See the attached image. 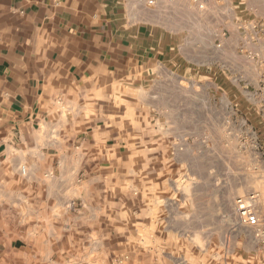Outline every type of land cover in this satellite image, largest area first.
<instances>
[{
  "label": "crops",
  "instance_id": "crops-1",
  "mask_svg": "<svg viewBox=\"0 0 264 264\" xmlns=\"http://www.w3.org/2000/svg\"><path fill=\"white\" fill-rule=\"evenodd\" d=\"M183 2L0 0V222L38 227L31 225L10 246L0 247V264H56V254L64 264H78L70 256L86 247L71 250L69 234L39 224L51 221V213L67 201L32 197L38 199L42 184L48 192L66 181L65 159L98 157L89 153L98 147L99 156L117 157L118 144L111 152L98 146L113 140L105 128L113 115L103 113L112 107L104 103L136 92L139 80L175 77L194 88L212 80L228 99L247 93L235 108L238 122L242 117L262 122L250 91L233 79L264 74V0H185V7L200 3L212 15L203 25L213 33L205 57H198L197 34L183 40ZM184 46L192 48L190 54ZM230 108L228 123L234 119ZM10 192L21 201H8Z\"/></svg>",
  "mask_w": 264,
  "mask_h": 264
},
{
  "label": "rangeland",
  "instance_id": "rangeland-1",
  "mask_svg": "<svg viewBox=\"0 0 264 264\" xmlns=\"http://www.w3.org/2000/svg\"><path fill=\"white\" fill-rule=\"evenodd\" d=\"M186 3L183 40L198 36V57H205L213 33L203 25L212 15L200 3L196 8ZM191 49L184 46L188 54ZM143 80L136 92L104 103L112 107L103 113L113 115L105 126L113 140L98 146L111 152L118 144L117 157L99 156L98 147L89 152L98 157L65 159L66 181L50 185L48 192L42 184L38 199L32 197L67 201L40 228L69 234L71 250L86 247L70 256L78 264H116V259L126 264H264V74L233 79L258 105V124L244 117L238 122L235 108L247 93L228 99L212 80L195 88L175 77ZM231 105L234 119L228 123ZM11 198L21 201L14 192ZM239 198L256 212V226L239 221ZM31 225L38 228L32 222H0V247L10 246ZM55 256L56 264H64L62 256Z\"/></svg>",
  "mask_w": 264,
  "mask_h": 264
},
{
  "label": "built area",
  "instance_id": "built-area-1",
  "mask_svg": "<svg viewBox=\"0 0 264 264\" xmlns=\"http://www.w3.org/2000/svg\"><path fill=\"white\" fill-rule=\"evenodd\" d=\"M258 25H252V28H257ZM262 47L264 48V39L261 42ZM255 197L254 195L250 196V199L253 200ZM237 213L239 221L247 226H256L258 224V216L256 212H254L249 206H245L242 199L239 198L237 201ZM116 264H126L123 260L115 261Z\"/></svg>",
  "mask_w": 264,
  "mask_h": 264
}]
</instances>
